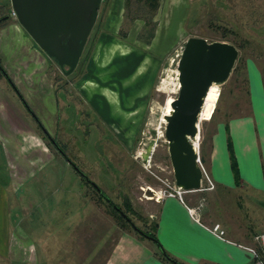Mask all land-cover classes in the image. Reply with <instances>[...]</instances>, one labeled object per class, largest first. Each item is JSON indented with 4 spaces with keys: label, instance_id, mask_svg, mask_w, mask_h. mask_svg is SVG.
<instances>
[{
    "label": "rangeland",
    "instance_id": "374dc122",
    "mask_svg": "<svg viewBox=\"0 0 264 264\" xmlns=\"http://www.w3.org/2000/svg\"><path fill=\"white\" fill-rule=\"evenodd\" d=\"M7 6L9 0L0 5V15H8ZM188 37L230 43L237 57L227 79L213 84L205 97L196 125L198 159L206 177L202 189L187 192L184 200L192 206L202 202L200 216L207 214L219 227L223 224L231 230L245 231L248 238L253 235L254 242V236L264 232L263 197L250 190L216 187L207 169L216 125L248 111L250 78L256 76L264 89V0H100L72 71L65 73L66 66H59L43 52L48 58L45 76L59 93L54 104L33 106L67 159L97 187L86 184L70 164L64 170V183L79 192L82 200L79 217L86 214L65 264H101L116 235L128 230L98 191L138 229L148 228L155 220L157 201L153 192L173 179L162 117L173 108L170 103L178 87L177 59ZM125 51L145 56L138 75H142V82L134 88L125 87L134 83H127L125 65L116 60L118 53ZM3 59L9 60L6 69L16 65L4 57L1 69ZM3 80L11 87L8 77ZM20 101L22 112L33 118L40 134H45ZM49 150L59 163H67L52 147ZM51 171L54 179L56 173H62L56 168ZM46 173L48 167L31 178L24 189V196L35 200L30 211L38 215L54 207L62 214L67 204L75 218L77 204L73 200L58 203L55 184L60 178L49 181L43 177ZM208 181L210 190L205 189ZM61 245L66 247L65 243ZM58 258L55 264H62Z\"/></svg>",
    "mask_w": 264,
    "mask_h": 264
},
{
    "label": "crops",
    "instance_id": "0c3cea01",
    "mask_svg": "<svg viewBox=\"0 0 264 264\" xmlns=\"http://www.w3.org/2000/svg\"><path fill=\"white\" fill-rule=\"evenodd\" d=\"M0 5L4 6L5 0H0ZM7 7L10 13L11 7ZM9 13L0 15V60L9 57L16 67L6 69L9 60L3 59L4 74L0 73V264H55L57 257L65 264L70 259L73 237L86 214L79 217L82 203L79 192L64 183V170L69 164L55 160L37 131L35 121L27 118L20 105L22 100L34 120L44 128V119L33 106L42 102V105L54 104L59 90L55 92L45 76L48 58ZM116 60L119 65H125L127 83H134L126 84V88H134L137 82H142V75H138L145 56L125 51L119 52ZM5 76L14 89L3 80ZM247 88L248 111L217 124L211 135L207 169L216 187L228 191L250 190L264 199V89L256 76L249 79ZM44 130L49 137L47 129ZM229 152L236 164L237 181L230 169ZM47 167L49 173L44 178L49 181L60 178L58 184L53 183L57 190L55 200L62 204L73 200L77 204L75 218L67 210V204L61 209L62 214L54 207L38 215L30 211L35 200L30 195L25 197L24 189L31 178ZM55 168L62 172L55 174L56 179L51 171ZM70 191L73 193L69 197ZM186 193L183 202L175 197H162L156 202L155 235L168 255L182 264H261L250 251H258L253 235L248 238L245 231L231 230L221 224L223 235L215 236L208 230L213 223L207 214H201L200 222L191 219L187 207L192 205L185 202ZM262 205L264 207V203ZM31 238L38 243L35 245ZM64 243L66 247L63 248L61 244ZM101 264L169 263L158 257L155 246L148 240L120 231Z\"/></svg>",
    "mask_w": 264,
    "mask_h": 264
},
{
    "label": "water",
    "instance_id": "95a60500",
    "mask_svg": "<svg viewBox=\"0 0 264 264\" xmlns=\"http://www.w3.org/2000/svg\"><path fill=\"white\" fill-rule=\"evenodd\" d=\"M9 1L17 21L35 44L59 66H66L65 73L72 71L94 23L100 0ZM236 57L237 50L232 44L207 42L201 37H188L180 50L176 64L178 87L170 103L173 108L162 118L173 182L185 192L201 187V169L188 138L197 132L203 97L212 83L220 84L227 79ZM45 136L48 137L47 134ZM65 160L97 188L67 158ZM98 192L113 205L103 193Z\"/></svg>",
    "mask_w": 264,
    "mask_h": 264
},
{
    "label": "built area",
    "instance_id": "2783aa9c",
    "mask_svg": "<svg viewBox=\"0 0 264 264\" xmlns=\"http://www.w3.org/2000/svg\"><path fill=\"white\" fill-rule=\"evenodd\" d=\"M9 14L11 17L16 18L15 12L13 10H11ZM192 138H188V142L191 144V147H192V149L196 155L197 165L201 169V173H202V177H201V181H200V184H201V182L203 180V176L206 177V174H205L204 169L200 166V162L198 159L197 144L195 146H193ZM208 183H209L208 184L209 186L206 187L205 189H211L212 188L211 182L208 181ZM200 189H202V188L200 187ZM153 193H154V198L156 201H159L162 197H175L178 200H180L181 202H183V195H184L185 191H183L179 187L175 186L173 179H172L170 183L165 184V187L163 189H159L157 191H154ZM201 207H202V202H199L194 206L187 207V212H188L189 216L195 222H200V213L199 212L201 210ZM208 230L217 237H221L223 235V230L216 223L213 224L212 226H210L208 228ZM254 240L258 245V251L254 250V249H250V251L252 252L254 257H256V259H258V261L261 264H264V232L254 236Z\"/></svg>",
    "mask_w": 264,
    "mask_h": 264
},
{
    "label": "trees",
    "instance_id": "16d2710c",
    "mask_svg": "<svg viewBox=\"0 0 264 264\" xmlns=\"http://www.w3.org/2000/svg\"><path fill=\"white\" fill-rule=\"evenodd\" d=\"M152 1V0H149ZM154 1V0H153ZM232 69H234V67H232ZM0 73L4 74L3 70L1 69L0 66ZM38 125H40L38 123ZM43 138L47 139L48 142V146L52 147L58 154H60L62 157L67 158L66 154L64 152V150L62 149V146H60L52 137L49 136L46 137L45 134H42ZM228 148L229 147V143H228ZM229 157H230V169L233 175V178L235 179V181L238 180V175H237V170H236V164L233 158L232 153L229 152ZM116 213V216L118 217V219L122 222L121 224L123 226H125L126 228H128L127 231H130L132 233H134L136 235L137 238L139 239H147L149 242H151L156 250H157V255L159 258L165 260L167 263L169 264H182L181 262L175 260L174 258H172L170 255H168L163 248L161 247V245L159 244L156 235H155V229H156V222L155 220H151L149 222V226L148 228H142V229H138L137 227L134 226V224L127 218L124 216V214L122 213V211L116 207L112 205H109Z\"/></svg>",
    "mask_w": 264,
    "mask_h": 264
},
{
    "label": "bare ground",
    "instance_id": "6f19581e",
    "mask_svg": "<svg viewBox=\"0 0 264 264\" xmlns=\"http://www.w3.org/2000/svg\"><path fill=\"white\" fill-rule=\"evenodd\" d=\"M214 83H212L209 87H208V89H207V91H206V93H205V96L203 97V101H202V104H201V106H200V110H199V114H198V119L201 117V115H202V110H203V108H204V104H205V97H206V95H207V93H208V90L210 89V87L213 85ZM198 126L196 125V128H197ZM197 130H198V128H197ZM198 138H199V136H198V131L195 133V135H194V137L192 138V140H193V146H195L197 143H198Z\"/></svg>",
    "mask_w": 264,
    "mask_h": 264
},
{
    "label": "flooded vegetation",
    "instance_id": "af4514ba",
    "mask_svg": "<svg viewBox=\"0 0 264 264\" xmlns=\"http://www.w3.org/2000/svg\"><path fill=\"white\" fill-rule=\"evenodd\" d=\"M81 178H82V180L86 183V184H88V185H90L89 184V182L87 181V180H85V178H83V176H80ZM86 177V176H85ZM87 178V177H86ZM88 179V178H87ZM89 180V179H88ZM91 186V185H90ZM92 188H94L93 186H92ZM109 205H111V204H109ZM112 206V205H111Z\"/></svg>",
    "mask_w": 264,
    "mask_h": 264
}]
</instances>
